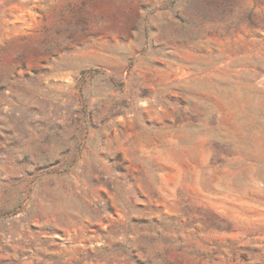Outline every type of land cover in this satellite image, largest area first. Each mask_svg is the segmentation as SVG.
<instances>
[{"label": "rangeland", "instance_id": "rangeland-1", "mask_svg": "<svg viewBox=\"0 0 264 264\" xmlns=\"http://www.w3.org/2000/svg\"><path fill=\"white\" fill-rule=\"evenodd\" d=\"M148 260L264 264V0H0V264Z\"/></svg>", "mask_w": 264, "mask_h": 264}, {"label": "trees", "instance_id": "trees-1", "mask_svg": "<svg viewBox=\"0 0 264 264\" xmlns=\"http://www.w3.org/2000/svg\"><path fill=\"white\" fill-rule=\"evenodd\" d=\"M148 263H149V264H151V263L159 264L158 261H154V260H148ZM141 264H142V263H141ZM160 264H169V262H168V261H163V262H161Z\"/></svg>", "mask_w": 264, "mask_h": 264}]
</instances>
